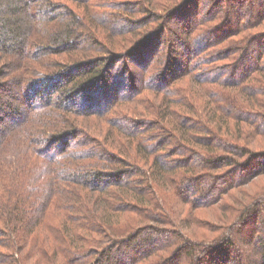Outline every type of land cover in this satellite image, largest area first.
Listing matches in <instances>:
<instances>
[{"label": "trees", "instance_id": "obj_1", "mask_svg": "<svg viewBox=\"0 0 264 264\" xmlns=\"http://www.w3.org/2000/svg\"><path fill=\"white\" fill-rule=\"evenodd\" d=\"M34 4L42 9L37 15L30 12ZM171 12V16L178 14L177 9ZM55 14L56 8L48 0H0V64L4 62L3 65L6 66V59L11 56L16 60L15 67L21 70L26 59L25 51L33 44L30 37L33 24L30 21L32 18H50ZM35 20L33 23L37 22ZM212 20H207L208 29H201L196 23L186 33L189 38L187 41L196 43L208 36ZM240 24L239 27L237 25L236 32L228 34L230 36L219 43L214 42L199 49L194 69L188 66L186 73L178 72L174 79H170V89L167 90L166 86L159 90L166 98L164 105L157 109L166 123L153 126L149 122L141 125L131 121L130 125H125L113 121V130L108 131L106 140L115 147H104L100 142L94 141V147H88L87 143L74 149L58 147L59 151L55 155L46 154L48 147H43L55 146L63 139L78 138L84 134L70 116L90 113H85L76 106L80 97H86L92 88L104 80L103 68L107 59L85 62L71 68L69 72L64 70L63 73L55 74L57 79L62 80L61 85H65L64 88L54 90L57 99L46 100L44 106L30 107L24 112L16 108L13 113H8V116H18L19 122L21 120L22 125L18 130L28 123L30 111H37L45 119L39 122V134L31 135L32 140L27 141L28 147H6L7 144L10 146L8 138L16 130L9 133L11 125L0 106V264H211L216 255L227 260V257L237 254L236 236L240 235L241 239L245 238L250 242L251 237H247L249 231L243 228H248L250 222H255L260 215L264 216V195L248 202L242 200L240 206L246 205L241 209H238L240 206L234 207L236 209L226 218L219 215L220 219L223 218L225 227L213 228L214 225H207L210 228L206 230L220 234L210 240L194 238L193 231L186 233L157 227V224L172 225L170 217L161 212L167 206H175L176 197L193 208H206L220 201L227 194L226 190L249 183L252 177L243 178L242 184L230 183L226 190H221L218 182L225 177L216 182L217 178L212 172L224 167H235V174L238 175L248 168L247 163L240 161L245 156L261 162L262 155L233 146L231 141L216 135V131L211 128L200 129V122L192 117L203 111L208 116V126H217L220 132H231L229 120L247 121L260 131L264 122V113L260 112V108L264 109V101L258 98L263 93L251 84L264 83V67L256 66L250 70L252 65L245 62L238 69L242 74L236 81L233 79L238 70L204 78L205 70L213 73L220 60L237 61L236 54L242 48L226 49L229 50L224 51L227 52L226 55H220L221 51L218 52L215 47L250 29L249 22ZM38 39L41 43L43 40L50 42L48 50L52 53L80 45L71 28L53 37ZM252 39L251 46L253 43H261L259 39ZM147 40L148 36L142 35L134 44L137 47L141 45L143 49L152 42ZM239 44L240 41L234 43ZM251 46L246 49V55H252ZM39 51L43 53L45 50ZM39 57L36 55L35 60ZM257 59L261 64L264 48L258 53ZM153 61L154 58L150 59L143 70L145 76L139 88L140 95L146 90L144 85L151 84L154 79L147 80V75L157 69V65L152 66ZM187 65L186 62L185 66ZM4 73V69L0 70V78ZM192 73H197L201 79L193 80L189 89L178 84ZM21 81L22 77L19 75L11 83H16L19 87ZM5 86L6 83L0 85V90ZM44 86L41 88L47 87ZM230 89L236 91L230 93ZM203 91L208 96L207 100H204ZM133 99L136 100L131 96L125 101ZM195 99L201 101L199 107L195 104ZM108 112L113 116H122L114 105ZM124 137L130 138V146L136 142V147H131L133 151L121 145ZM169 137L176 140V145L180 146L177 148H182L181 155L171 148L172 144H167ZM190 141L204 148L207 154L188 147L186 142ZM10 151L11 160L4 162L3 157ZM177 155L180 156L179 160L172 159ZM39 165L42 170L38 169ZM40 189L44 191L42 196H38ZM157 190L163 193V201L154 194L153 191ZM213 195L217 197L214 198ZM81 202L86 204L81 207ZM129 214L140 216L141 220L127 217ZM125 217L128 220L124 222ZM230 218L233 219L232 222ZM194 222L201 225L197 220ZM256 232L261 234L257 236L260 240L261 260L264 261V222ZM237 257L240 255L237 254ZM234 264L247 263H241L238 259ZM249 264L258 263L251 259Z\"/></svg>", "mask_w": 264, "mask_h": 264}, {"label": "rangeland", "instance_id": "obj_2", "mask_svg": "<svg viewBox=\"0 0 264 264\" xmlns=\"http://www.w3.org/2000/svg\"><path fill=\"white\" fill-rule=\"evenodd\" d=\"M48 1L56 8V14L50 18H32V21H30L31 25L33 24L30 32L31 44H33L27 47L25 51L26 59L23 62V68L18 70L15 67L16 60L11 56L7 57L6 66L3 65L4 62L0 64V70H5L2 78H0V85L2 86V84L6 83L5 88L0 90V106L4 109L6 120L11 125L9 133L16 130L8 138L10 146L7 144L6 147H28L27 141L30 142L32 140L31 135L35 136L39 134V131H41L39 130L41 129V123L39 122L42 119L45 120L41 115H38L37 111H30L28 123L18 130L17 128L22 125L21 120L19 122L18 116H8V113L11 111L13 113L16 108L24 112V110L30 107L44 106L46 100L57 99L58 96H55L53 93L54 90L64 88L65 85H61L62 80L60 78L57 79L55 74L63 73L64 70L65 72H69L71 68H76V65L85 62L107 59L103 68L105 72L104 80L100 85L98 84L97 87L92 88L86 94V97H80L79 104L76 106L79 110L90 113L82 116L75 114L70 116L72 121H75L78 125L79 130L84 134L78 136V138L69 137L66 140L63 139L58 144H55V146H43L48 147L45 150L48 155L57 154L59 151L58 147H72L71 149H74L75 147H83L85 145L84 143H87L88 147H94L96 146L94 141L100 142L104 147H115L111 144L112 142L106 140L109 135L108 131L113 130V121L124 123L125 125H130L131 121H135V123L141 125H146L149 122L153 126H160L166 123L163 122L161 112L159 113L157 109L159 106L164 105L163 103L166 98L163 92L159 90L166 88V86L167 90L170 89V79L174 76L176 77L179 74L178 72H182L181 74L186 73L188 66L194 69V61L197 59L196 56L199 53V49L208 46V44H214V42L219 43L223 38L230 36L228 34L236 32L237 25L238 27L241 25L240 22H249L251 25L250 29L234 36L230 39L231 41L228 39L227 42H221V45L215 47L218 49V52L221 51L220 55L222 53L226 55L227 52L224 51H229L226 49L242 48L236 54V60L239 61L230 59L220 60L216 63L217 69L213 73L208 72V69L205 70L206 76L204 75V78L225 74L231 70L237 71L240 67H243V63L245 62L252 65L249 67L250 70L256 66L264 67V59L261 64L257 59L258 53L264 48V0ZM173 9H177L178 14L171 16ZM41 11V7L35 4L32 10H30L32 15H37ZM34 19H36V23H33ZM211 19L213 20L210 24L208 36H204L205 38H202L200 42L198 40V43L190 42V40L187 41L189 38H187L188 35L186 33L194 28L196 23L199 24V28L203 29L208 25L207 20ZM67 26L68 28H66ZM70 28L75 33L77 39H79L77 41H80V45L67 47L68 49H59L57 47L59 50L56 53H52V51L48 50L51 43H47L46 40H43V43H41L38 39V37L46 39L47 37L56 36ZM197 33L200 34L198 31ZM142 35L148 36L147 41H152L149 46L143 49L141 45L137 47L134 44L135 40L137 41ZM252 38L254 40H261L259 41L261 43L259 45L253 43L251 46ZM238 41H240V44L234 45ZM249 46L253 49V53H250L252 54L251 56L246 55V49ZM40 49L45 51L41 53L39 51ZM36 55L40 56L37 60H35ZM153 58L152 66L157 65V69L154 71L155 73L152 72L150 75H147L149 77L147 80L154 79L151 80V84L144 85L146 90H143L140 95L141 90L139 88L141 87L143 76H145L143 70L149 64L150 59ZM186 62L188 64L187 66H185ZM175 66L178 67L176 68ZM197 68L199 67L197 66ZM197 68L195 67L196 70ZM67 69L68 71H66ZM199 73L202 76L201 71ZM240 73L242 74L238 70L233 80H238L241 75ZM19 75L22 77V81L18 87L16 83L12 84L11 81ZM198 77L197 73L196 75L192 73L186 75L180 82L177 81L179 82L178 84L184 85L189 89L192 86L193 80L199 81L201 79ZM44 85L47 87L41 88ZM251 86L259 89L263 93L258 99L264 101V83L260 85L251 84ZM195 89L198 88L195 87ZM194 91L193 89L192 92ZM228 91L233 93L236 90L230 89ZM203 92L204 100H207L208 96L205 94V91ZM252 92H254V89ZM131 96H134L136 100L133 99L130 102L125 101ZM195 102L199 107L201 101L195 99ZM113 105L117 109V112L122 115L119 116L120 118L109 114L108 109ZM257 109L259 110V108ZM202 112L200 111L195 116H192L195 117L194 120L200 122V129L211 128V130L216 131V135H219L221 138L226 137L225 139L231 141L233 146L237 145L245 151L253 152L260 156L262 155L261 162L256 159L251 160V156L241 158V163H247L248 168L238 175L235 174L237 169L235 167H224L212 172V175L217 178L216 182L225 177V179L218 182L221 190H226V187L233 182H241L242 184L244 182L243 178L251 177L252 175L249 183L247 182L237 188L226 190L227 194L220 201H217L216 204L206 208L196 209L186 204L181 198L176 197L174 200L175 206L169 208L166 205L167 209L161 212L167 217H170L172 225L157 224V227L170 229V231L176 229L186 233H192L193 231L195 232L194 238L199 237L210 240L212 237H217L220 234L217 232L211 233L206 230L210 228L208 226L214 225L213 228L218 226L225 227V222L222 220V217L221 219L218 217L219 215L226 218L227 215L232 214L233 209H236L234 207H239L242 204V200L248 202L264 195V122L261 124L260 131H258L256 126L247 121L236 122L229 120V129H231V132L225 130L220 132L217 130L218 127L215 126L216 124L214 125L215 127L208 126V116ZM260 112L264 113V109L260 108ZM201 121L203 124H201ZM163 137L165 138L166 136ZM121 140L123 141L121 145L126 147L127 150L133 151L131 147H136V142L130 146V138L128 137H124ZM175 142L176 140L174 138L171 139L169 137L167 140V144L169 143V146L172 144L171 148L175 149L181 155L183 150L182 148H177L180 146H177V142ZM186 143L192 150L194 149V151L207 154L204 148L194 142L190 141ZM81 144L82 146H78ZM11 151L3 157L4 162L11 160ZM117 151H119V148ZM179 157L177 155L172 159L179 160ZM132 158L135 159V157ZM132 158H129V160H133ZM140 164L143 165V163ZM38 169L42 170L43 168L39 165ZM260 169L262 170L258 172ZM153 192L160 201H163V193H160L158 190ZM43 193L44 191L40 189L38 196H42ZM212 197L216 198L217 195H213ZM125 200H127L126 197ZM84 204L86 203L81 202L80 206L83 207ZM244 206H240L238 209ZM127 217H133L134 220L136 218L141 220L140 216L132 214L127 215ZM230 219V222H232L233 219ZM127 220L125 217L123 221L125 222ZM194 220H197L201 225L195 224ZM254 221L250 222L251 225L248 228H245V226L243 228L249 231L247 237H251L250 242L245 238L241 239L240 235L236 236V249L240 257H237V254L234 253L232 257H227L225 261L221 255H216L212 258L211 264H221V260L223 264H234L238 259L241 260V263L243 261V263L249 264L250 260L254 259L258 264H264V261L261 260V246L259 237L257 236L260 233L256 232L258 226L260 227V224L264 222L263 214ZM140 223L143 222L141 221ZM150 224L152 225L153 223ZM124 260L126 261L127 259L125 258ZM207 262L209 261L207 260Z\"/></svg>", "mask_w": 264, "mask_h": 264}]
</instances>
